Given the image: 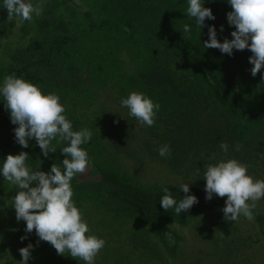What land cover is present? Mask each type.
Returning <instances> with one entry per match:
<instances>
[{
  "label": "trees",
  "instance_id": "16d2710c",
  "mask_svg": "<svg viewBox=\"0 0 264 264\" xmlns=\"http://www.w3.org/2000/svg\"><path fill=\"white\" fill-rule=\"evenodd\" d=\"M30 2L41 13L18 27L0 0V86L15 74L57 94L72 130L91 131L82 145L89 167L71 186L88 234L105 241L94 264H264V198L254 220L228 221L226 197L209 201L204 192L205 166L221 160L235 159L264 180V69L251 75L247 49L228 56L203 48L209 26L219 42L232 39L227 0H201L215 16L201 30L187 16L188 0ZM132 92L159 104L154 126H141L121 106ZM15 127L0 96V167L23 151L33 171L48 173L53 163L62 169L67 142L53 141L56 153L44 157L34 139L28 148L15 142ZM163 145L166 157L158 154ZM182 184L198 203L179 216L165 212L163 188L179 202ZM16 191L0 176V264H18L29 243L27 264H84L25 233L11 206Z\"/></svg>",
  "mask_w": 264,
  "mask_h": 264
},
{
  "label": "clouds",
  "instance_id": "9594fccd",
  "mask_svg": "<svg viewBox=\"0 0 264 264\" xmlns=\"http://www.w3.org/2000/svg\"><path fill=\"white\" fill-rule=\"evenodd\" d=\"M227 3L232 9L226 14L227 23L235 28L230 34L232 39L219 42L215 27L209 26L208 40L203 43V48L218 49L228 56L233 54L234 49H247L251 52L248 60L253 66L251 75L255 77L264 69V0H227ZM203 5L201 0H188L186 10L187 16L195 19L200 30L205 27L206 19H215L211 9ZM3 6L7 11V20L15 18L18 27L25 21L31 22L33 14L38 16L41 13V8L34 6L30 0H3ZM183 31L190 33L189 25L185 24ZM220 31H223V26ZM261 79L264 80V75ZM0 96L3 97L11 124L16 125L13 129L14 138L21 148H28L29 141L34 139L42 155L48 157L57 151L53 141L68 144L60 149L65 157L61 162L62 169L53 163L48 173L33 171L26 163L29 159L27 152L9 154L4 159L0 176L18 189L11 199L17 222H25V233L31 234L34 231L38 241L49 243L57 255L64 256L67 253L75 261L94 264L105 241L88 234L89 226L72 200L71 186L73 178L85 173L89 167L88 153L82 145L90 142L91 131H73L72 123L64 115L65 108L57 94L45 95L37 86L16 78L15 74L4 78ZM120 103L141 126H154L159 111L158 103L138 92L130 93ZM220 148L227 153L226 143H221ZM158 154L161 157L170 155L169 146H161ZM247 171V166L235 159L205 166V199L210 201L214 195L218 198L226 197L225 206L221 209L224 220L236 221L240 216L249 221L254 220L252 209L256 207L257 201L264 198V180H255ZM180 191L185 196L177 202L169 188H163L164 194L159 204L165 212L174 208L179 216L198 203L194 195L188 194L189 184H182ZM26 238L22 236L20 239L23 241ZM32 250L31 243L19 249L22 259L18 264H27Z\"/></svg>",
  "mask_w": 264,
  "mask_h": 264
},
{
  "label": "rangeland",
  "instance_id": "374dc122",
  "mask_svg": "<svg viewBox=\"0 0 264 264\" xmlns=\"http://www.w3.org/2000/svg\"><path fill=\"white\" fill-rule=\"evenodd\" d=\"M162 174H165V172H162Z\"/></svg>",
  "mask_w": 264,
  "mask_h": 264
}]
</instances>
